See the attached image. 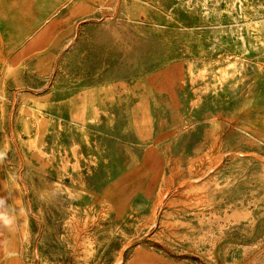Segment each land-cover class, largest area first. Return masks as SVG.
<instances>
[{
	"label": "rangeland",
	"instance_id": "rangeland-1",
	"mask_svg": "<svg viewBox=\"0 0 264 264\" xmlns=\"http://www.w3.org/2000/svg\"><path fill=\"white\" fill-rule=\"evenodd\" d=\"M20 1L0 264H264V0Z\"/></svg>",
	"mask_w": 264,
	"mask_h": 264
},
{
	"label": "crops",
	"instance_id": "crops-1",
	"mask_svg": "<svg viewBox=\"0 0 264 264\" xmlns=\"http://www.w3.org/2000/svg\"><path fill=\"white\" fill-rule=\"evenodd\" d=\"M24 1L8 0L0 3V68L4 58L19 56L28 51L36 40L35 33L38 23L23 24L25 19L21 16L27 10ZM16 7V12L13 8ZM22 11L21 15L19 14ZM19 12V13H18Z\"/></svg>",
	"mask_w": 264,
	"mask_h": 264
}]
</instances>
